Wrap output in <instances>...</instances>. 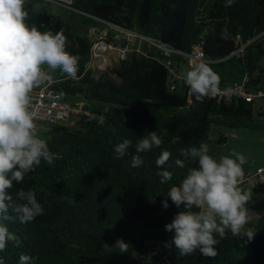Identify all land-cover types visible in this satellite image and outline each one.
<instances>
[{
	"label": "trees",
	"instance_id": "trees-1",
	"mask_svg": "<svg viewBox=\"0 0 264 264\" xmlns=\"http://www.w3.org/2000/svg\"><path fill=\"white\" fill-rule=\"evenodd\" d=\"M225 3L212 0L206 18L201 19L200 0H71L68 10L79 16L76 26L35 11L30 4L24 6L27 25L53 34L63 29L66 51L79 57L77 80L66 75L52 88L64 101L73 97L77 100L68 102L82 106L74 125L56 124L43 135L56 154L53 164L42 161L9 190L15 195L21 188L33 189L44 214L27 224L5 221L21 242L19 246L10 242L0 252L6 264H18L21 253L36 257V264H159L166 253L158 246L165 248L173 235L165 231V225L184 210L172 203L167 192L179 184L188 167L197 166L185 161V168L177 167L175 160L183 159L179 149L207 144L211 125L230 123L231 128L251 129L253 102L232 96L197 101L182 85L171 88L169 70L152 50L132 51L109 71L110 76L104 71L95 74L85 67L91 51L87 32L107 22L153 38L173 51L169 67L172 61L184 62L178 52L188 53L199 46L205 59L214 61L208 63L211 68L229 62L240 74L238 79L220 81L219 87L247 74L248 89H261V41L249 45L240 58H225L234 50L237 35L248 40L264 31V0H233L229 7ZM101 115L104 125L98 123ZM151 131L163 138L162 145L137 153L136 142ZM125 138L132 140V146L117 159L114 145ZM164 150L171 157L158 168L156 160ZM134 155L144 161L138 168L131 166ZM165 169L173 176L162 184L157 172ZM165 199L167 209L162 207ZM246 207L258 216L251 240L230 231L222 239L216 235L218 255L214 258L199 251L180 256L173 246L176 257L170 258L171 264H264V181L252 180ZM118 238L129 244L127 252L113 246ZM150 252L156 255L151 263L144 262Z\"/></svg>",
	"mask_w": 264,
	"mask_h": 264
},
{
	"label": "clouds",
	"instance_id": "clouds-1",
	"mask_svg": "<svg viewBox=\"0 0 264 264\" xmlns=\"http://www.w3.org/2000/svg\"><path fill=\"white\" fill-rule=\"evenodd\" d=\"M232 3L233 0H226L225 7ZM24 5L25 0H0V252L10 242L16 246L21 243L5 221L27 224L44 214L33 189L21 188L15 195L9 191L14 182L21 183L42 161L51 165L56 158L47 142L38 136L36 113L31 105L33 90L50 79L43 66L53 71L60 69L72 79L77 78L78 71L79 57L66 51L67 37L63 29L53 34L41 32L36 25H27L28 12ZM182 79L197 101L214 97L220 91L219 75L203 60L190 64ZM98 123L105 124L103 115ZM162 143L163 138L156 131L147 132L136 142L135 150L144 153ZM131 146L132 140L127 138L114 145L115 158L126 156ZM179 155L183 159L175 160L177 167L185 168V161H194L197 166L188 167L179 184L167 192L172 203L184 210L178 211L165 225V231L173 233L165 247L174 246L180 256L199 251L205 257L214 258L218 255L216 235L222 239L230 231L233 236L251 240L255 232L245 229L250 221L246 208L250 193L239 187L246 157L233 151L216 159L210 155L206 143L179 149ZM170 157L169 151H162L156 160L157 167L164 166ZM143 163L139 155L132 156V167L138 168ZM157 175L162 184L173 176L166 169ZM162 207H169L167 199L162 201ZM113 246L121 253L130 247L119 238ZM36 259L21 253L18 264H36ZM150 260V256L146 258V262ZM0 264H6L3 257Z\"/></svg>",
	"mask_w": 264,
	"mask_h": 264
},
{
	"label": "built area",
	"instance_id": "built-area-1",
	"mask_svg": "<svg viewBox=\"0 0 264 264\" xmlns=\"http://www.w3.org/2000/svg\"><path fill=\"white\" fill-rule=\"evenodd\" d=\"M56 1L71 4L69 0ZM102 24L103 27L101 29L96 27H91L88 29V37L91 41V51L88 62L85 64L86 69L92 70L95 74H97V72L103 71L107 68V61L105 60L104 54L107 50H111V44L106 39L108 36V28H110L119 33L118 40L123 43V46L119 47L117 50L118 52L116 53L119 63L126 60L128 54H130L132 51L140 54L145 53L137 51L134 48H128L130 41L138 40L140 43L145 44L147 50L155 51L161 56L164 66L169 70L170 76L172 77L169 79L171 88H174L175 85H182L187 95H191V92L188 86L184 83L182 77H177L175 72L171 70V67H169L170 64L167 62V60L171 58L173 51L168 46L153 38L137 34L130 30L121 29L107 22H102ZM262 39H264V31L257 33L248 40H242L241 37L237 35L234 38V50L225 59L231 57L240 58L249 45H251L253 42L262 41ZM178 54L182 57L187 67H189L190 64L199 62L201 60L207 63H214V61L205 59L203 51L199 46L192 47L191 51L188 53L178 52ZM49 70L50 69L46 65L43 66V71L48 77H50V79L46 80L45 84L41 85L39 88L34 89L31 94L32 110H34L36 113L35 123L37 124V132L42 130L44 133H46L51 126L56 124L66 125L69 117L72 114L76 115L77 112L79 113L81 111L80 107L82 106V103H76L75 105H72L69 102L63 100L62 95L52 88V84L55 81L49 75ZM72 80L76 81L77 78ZM248 85L249 77L247 74H244L240 81L221 86L220 91L216 96L218 99L221 97L232 96L235 99H241L247 102H254L255 99H261L264 101V89L249 90ZM40 138L46 141L44 136ZM253 179L264 181V167L257 169L253 175L243 177L240 183L252 182ZM155 255L156 254L154 252H150L146 255V257H153ZM171 262V259H169L166 254L162 255L159 260V264H171Z\"/></svg>",
	"mask_w": 264,
	"mask_h": 264
},
{
	"label": "rangeland",
	"instance_id": "rangeland-1",
	"mask_svg": "<svg viewBox=\"0 0 264 264\" xmlns=\"http://www.w3.org/2000/svg\"><path fill=\"white\" fill-rule=\"evenodd\" d=\"M58 2L47 0H25L24 6L30 4L31 8L35 11H45L48 14L58 16L62 20L76 26L79 20V16L68 10L69 8L61 5L65 4L64 2L60 1L61 4H59ZM211 2L212 0H200L198 17H200L201 19L206 18V14ZM101 26L98 29H101ZM107 34L108 36L106 39L111 44V50H107L104 54L105 60L107 61V68L103 71L110 76L111 74L109 73V71L119 65V60L116 53L118 52L117 50L120 47L119 45L121 41L115 38L116 31L114 29L108 28ZM262 47H264V43H262ZM128 48L133 49L134 46L129 43ZM175 63L176 62L172 61L171 68H175ZM178 66L182 69L186 68V70L188 68L186 64L183 65L178 63ZM258 66L260 68V73L258 71V73L260 74L259 85L262 87L264 86V56L261 57ZM212 69L219 75L220 81H230L233 79H238L240 75L236 67H232L231 63L229 62L221 65H216L212 67ZM48 73L54 81L61 80L67 75L60 69H56L55 71L49 70ZM178 90L180 92L182 91L181 88H178ZM65 99L67 100V102H74L77 100L73 97H66ZM261 103V99H255L253 102L252 110L254 120L251 124V129L231 128L229 127L230 123H227V125H211L208 131L209 141L207 142V145L209 146L210 155H212L216 159H219L224 155H230L233 151L244 155L246 157L247 163L243 165V169L244 173H247L249 175H253L255 173L257 166L264 165V120H258L259 116L257 114ZM76 117L77 116L75 114H72L69 117V120L66 122V125H74ZM37 133L39 137H42L44 135V132H42V130L38 131ZM222 138H224V140L221 141L220 139ZM247 183L251 182L240 183L239 187L243 191H247L250 193L251 186ZM248 213L251 218L253 213L250 211H248ZM245 229H251L254 231L253 228H247L246 226ZM171 237L168 239L169 241L171 240ZM158 250L165 252L169 259H174L176 257V250L173 248H164L163 246L159 245ZM146 258L147 257L144 256V262H146ZM147 262L151 263L150 261Z\"/></svg>",
	"mask_w": 264,
	"mask_h": 264
},
{
	"label": "crops",
	"instance_id": "crops-1",
	"mask_svg": "<svg viewBox=\"0 0 264 264\" xmlns=\"http://www.w3.org/2000/svg\"><path fill=\"white\" fill-rule=\"evenodd\" d=\"M115 35H116L115 38L118 39L119 38V33L116 32ZM130 43L134 46V49L137 50V51H140V52L144 53L147 50L145 44L144 43H140L138 40L130 41ZM261 43H264V40H262ZM178 63L185 65L183 61H177L175 63V68H174L175 70L173 68H171V70L175 72V74H176L177 77H182L181 74H183L186 71V68L185 69L180 68L178 66ZM179 72H181V73H179ZM258 88H261L262 89V88H264V86L261 87L258 84ZM259 113H260V115L258 117V120H264V101H262V103H261V105L259 107V110H258V113L257 114H259ZM261 167H264V165L257 166L256 170L259 169V168H261ZM247 184L251 186V183H247ZM246 208L248 209V211L252 212L248 207H246ZM257 219H258V216L253 213L252 216H251V218H250V221L246 225V227L247 228H253L254 229V226H255V223H256Z\"/></svg>",
	"mask_w": 264,
	"mask_h": 264
},
{
	"label": "water",
	"instance_id": "water-1",
	"mask_svg": "<svg viewBox=\"0 0 264 264\" xmlns=\"http://www.w3.org/2000/svg\"><path fill=\"white\" fill-rule=\"evenodd\" d=\"M47 1H53V2H58L56 0H47ZM71 2V0H69ZM59 4H61V2H58ZM61 5H64L65 7L67 8H70V4L69 3H65V4H61Z\"/></svg>",
	"mask_w": 264,
	"mask_h": 264
},
{
	"label": "bare ground",
	"instance_id": "bare-ground-1",
	"mask_svg": "<svg viewBox=\"0 0 264 264\" xmlns=\"http://www.w3.org/2000/svg\"><path fill=\"white\" fill-rule=\"evenodd\" d=\"M63 1H66V0H63Z\"/></svg>",
	"mask_w": 264,
	"mask_h": 264
}]
</instances>
